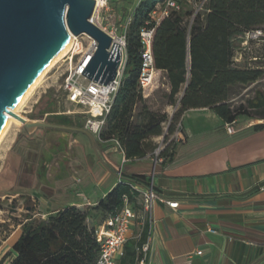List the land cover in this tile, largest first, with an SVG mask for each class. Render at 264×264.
<instances>
[{"label": "crops", "instance_id": "1", "mask_svg": "<svg viewBox=\"0 0 264 264\" xmlns=\"http://www.w3.org/2000/svg\"><path fill=\"white\" fill-rule=\"evenodd\" d=\"M71 122L70 127L79 128ZM179 122L181 131L175 140L174 156L165 162H154L152 154L124 161L112 141L103 142L89 132L92 140L79 130L68 131L83 133L84 140L65 135L61 149L60 138L56 137L45 149V135H38L40 129H34L37 165L47 168L54 161L55 166L52 172L39 166L34 170L39 185L30 195L37 203L34 216L44 219L70 205L94 207L119 182V172L145 174L150 176L148 185L178 204L175 208L154 204L144 264H264V127L253 128L264 124V119L254 125H234L233 134L226 132V123L208 108L189 109ZM80 129H86L85 125ZM92 148L98 160H89ZM127 163L135 164L134 168ZM90 216L95 227L101 226L104 219L100 213L92 209ZM20 233L3 249L12 248ZM137 233V225H131L127 241L135 240ZM199 250L201 254H197ZM9 253L5 259L10 262L13 253ZM5 255L0 251V262Z\"/></svg>", "mask_w": 264, "mask_h": 264}, {"label": "trees", "instance_id": "2", "mask_svg": "<svg viewBox=\"0 0 264 264\" xmlns=\"http://www.w3.org/2000/svg\"><path fill=\"white\" fill-rule=\"evenodd\" d=\"M163 1H136L129 15L124 73L99 133L103 142L118 141L126 160L153 155L157 145L150 140L156 136H163L165 143L158 158L163 162L172 160L176 142L168 139L189 109L208 108L225 123L247 115L243 105L233 107L230 91L264 77V38L260 42L262 53L256 57L260 65L240 67L234 59L235 42H241L245 32L264 29V0H209V11L197 15L190 26L185 22L191 14L187 7L161 19L155 26L151 45L154 78L149 87L142 88L139 83L143 52L140 30L145 27L155 5ZM181 3L183 5V1ZM161 78L166 88L165 105L177 104L171 116L151 108L147 102ZM248 104L264 110V98L256 104ZM48 106L41 116L56 112L52 102ZM54 116L58 120L49 122L72 125L67 116ZM263 127L264 124L253 126L254 129ZM149 180L145 174H125L94 207L70 205L44 219L27 220L12 245L9 264H96L100 240L95 234L91 210L106 219L121 209L124 195L137 205V194L131 184L148 185ZM146 237L147 230H144L138 241L128 240L118 264H137L136 247Z\"/></svg>", "mask_w": 264, "mask_h": 264}, {"label": "rangeland", "instance_id": "3", "mask_svg": "<svg viewBox=\"0 0 264 264\" xmlns=\"http://www.w3.org/2000/svg\"><path fill=\"white\" fill-rule=\"evenodd\" d=\"M108 5L110 8L114 7L117 14V18L112 20L111 23H116L119 31H123L124 17L131 15L136 5V0H109ZM182 6L186 7L185 4ZM118 12H120V17H118ZM189 21L190 16L185 19L188 25ZM77 38L81 46L86 44L83 36H77ZM235 46L234 58L238 60L240 67L260 65L259 60H256V57H259L262 53V45L260 42L249 41L247 46H242L240 42L236 41ZM75 51L76 49L71 50L64 59L56 63L44 76L39 86L18 113L20 117L28 119L29 122H31L30 120L32 118H35L34 121H42L44 119L46 123L53 120L57 121L58 118L54 115L46 117L40 115L42 112L47 111L46 108L52 102L56 112H65L62 115L74 121L75 126L79 128L83 127L86 117V114L82 113L84 107L79 105L75 106L67 102L65 93L62 90V83L69 68L68 57L73 53V61H75L79 56ZM80 82L86 84L88 80L82 78ZM163 82L164 80L161 78L155 84V88L147 98V102L151 108L165 111L171 116L176 110V105H165L164 93L166 88ZM230 98L234 108L243 105L247 112V115H241L237 118V122L234 124L235 127L238 128L248 124L254 125L260 119H264L263 109L252 108L248 104L249 102L256 104L259 99L264 98V77L246 87H233L230 91ZM12 118V124L0 142V251L3 252V255L11 252L10 246L7 249L3 248L11 244L12 238L21 232L22 224L27 220L39 219V216H34L38 211L37 203L30 196L32 191L39 186L38 181L33 177L35 168L39 166L40 169L52 172L53 167H55L53 166L54 161L47 168L45 165H37L38 155L34 151H36L38 146L34 142L32 143V137L36 135L34 136L33 130L28 133V130L22 123H19L15 117ZM208 126H212L209 121ZM165 127L166 124H164V129ZM39 129L38 135H41V133L45 135V149L51 146L53 143L52 139L56 137L60 138L61 149L64 148L63 137L65 135H71V139H85V135L79 131L53 128ZM173 139L176 140V138ZM168 140H171V138L169 137ZM150 141L157 145L156 149L161 145L162 147L165 146L163 136H160L157 141L152 139ZM92 151V156L89 160H98L93 148ZM47 153L45 154L47 155ZM46 159L50 161L48 157ZM127 166L134 168L135 164L127 163ZM151 170L152 166L149 167L150 173ZM41 189L43 190L44 188L42 187ZM4 261V264H9V259H5Z\"/></svg>", "mask_w": 264, "mask_h": 264}, {"label": "built area", "instance_id": "4", "mask_svg": "<svg viewBox=\"0 0 264 264\" xmlns=\"http://www.w3.org/2000/svg\"><path fill=\"white\" fill-rule=\"evenodd\" d=\"M139 2L140 0H136ZM183 4L191 12L189 26L197 15H203L208 12L209 0H164L155 5L150 13V18L146 22L145 27L140 30V38L143 44L142 63L139 75V83L142 88H147L152 84L154 78V62L151 52L152 39L155 31V26L161 19L170 16L172 13L179 11ZM109 0H95L94 12L90 21L98 26L101 30L107 33L111 39V45L108 51L111 52L113 44H117L120 51V62L117 68L115 78L108 84H99L93 80H89L82 74L90 57L97 49V42L86 34H82L85 38L86 44L81 46L77 36L72 50L79 55L73 61V53L68 57L69 68L62 83V90L65 93L66 101L86 108L88 117L85 119V128L93 135L99 137V133L105 124V117L108 114L114 96L119 88L124 68L126 64V39L125 31L129 24L131 17L127 16L124 21L123 31H119L116 23H111L117 16L112 8L108 5ZM93 17L95 22L92 21ZM73 36V35H72ZM264 38V29H255L245 32L241 36V45L247 46L249 41L261 42ZM236 62L238 60L234 58ZM87 79L86 84L81 83V79ZM177 108V104L175 106ZM49 114H45L44 117ZM235 122L226 123L225 129L229 134L235 133ZM181 131L180 122L176 125L175 132L170 135V138H177ZM117 149L123 154L124 151L118 141L112 140ZM159 146L153 153L154 162L160 160L158 158L159 152L162 149ZM119 172V179L121 178ZM131 189L137 194V205L131 201L126 195L123 196V206L116 213L104 219L101 226L95 227V234L100 240V252L96 264H118V260L123 256L124 245L127 242V233L130 226L136 224L138 233L135 240L138 241L144 230H147V237L145 241L136 247L137 264H144L145 255L149 249L150 232L153 225V207L156 202L164 203L170 208L177 207L176 201H169L165 197L158 194L152 184L142 185L140 183H132ZM211 233H216L213 229H208ZM201 254V251H197Z\"/></svg>", "mask_w": 264, "mask_h": 264}, {"label": "water", "instance_id": "5", "mask_svg": "<svg viewBox=\"0 0 264 264\" xmlns=\"http://www.w3.org/2000/svg\"><path fill=\"white\" fill-rule=\"evenodd\" d=\"M95 0H0V129L18 98L71 35L97 42L82 74L108 84L117 72L120 51L111 37L90 21ZM17 118L28 131L36 128L86 129Z\"/></svg>", "mask_w": 264, "mask_h": 264}, {"label": "bare ground", "instance_id": "6", "mask_svg": "<svg viewBox=\"0 0 264 264\" xmlns=\"http://www.w3.org/2000/svg\"><path fill=\"white\" fill-rule=\"evenodd\" d=\"M92 21L95 22L94 17H93ZM75 39H76V37L71 35L68 42L50 59V61L42 69V71L38 74V76L30 83V85L26 88V90L18 98V100L16 101L14 106L11 108L10 112L7 113L6 121H5L4 125L2 126V128L0 129V142H1L2 138L4 137V135L6 134V132L8 131V128L12 124V121H13L12 117H15L17 119V121L19 123H21V121L17 118V116L20 117L18 115V113L23 108L26 101L31 97V95L33 94L35 89L39 86V84L43 80L44 76L54 67V65L56 63H58L59 61L64 59V57H66L70 53V51L72 50V47L75 43ZM15 238L16 237L14 236L12 238V241L15 240Z\"/></svg>", "mask_w": 264, "mask_h": 264}]
</instances>
